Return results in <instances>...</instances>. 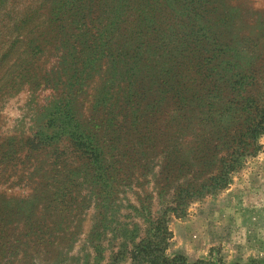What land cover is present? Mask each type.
Segmentation results:
<instances>
[{
  "label": "rangeland",
  "instance_id": "rangeland-1",
  "mask_svg": "<svg viewBox=\"0 0 264 264\" xmlns=\"http://www.w3.org/2000/svg\"><path fill=\"white\" fill-rule=\"evenodd\" d=\"M49 2L0 0V150L11 153L3 146L9 139L22 146L42 130L49 105L73 97L81 121L97 124V138L109 149L104 167L117 173L116 192L110 202L98 199L89 159L71 154L64 137L33 158L41 170L32 178L33 167L18 170L21 159L7 166L0 159V264H130L132 246L148 228L142 205L150 221L177 209L167 210L168 254L194 261L214 250L225 264H264V133L226 185L199 197L197 191L219 173L232 135L242 129L244 97L264 103V0H204L218 15L224 48L219 92L186 78L178 90L168 89L163 77L144 74L127 85L110 77L107 62L114 61L98 53L89 70L79 72L76 64L82 86L68 90L70 74L48 75L63 60H87L84 49L105 41V21L85 16L73 25L66 14L59 23ZM151 36L153 45L168 41ZM154 46L155 53L143 54L150 63L173 45ZM242 75L243 96L234 89ZM228 107L234 112L226 114ZM54 150L67 152L59 165ZM94 225L97 234L90 233ZM131 232L138 235L133 242L125 237Z\"/></svg>",
  "mask_w": 264,
  "mask_h": 264
},
{
  "label": "trees",
  "instance_id": "trees-1",
  "mask_svg": "<svg viewBox=\"0 0 264 264\" xmlns=\"http://www.w3.org/2000/svg\"><path fill=\"white\" fill-rule=\"evenodd\" d=\"M48 13L59 23L62 22V15L72 14L67 19H70L73 25H78L85 16L96 22L105 21L101 35L105 41L95 42L98 44L90 50L84 49L85 55L88 56L87 60L79 62H74V59L67 62L63 60L59 68L48 75L50 79H59L64 74H70L68 90L82 86L79 78H74L78 68L76 66H79V72L89 70L95 62L88 60L98 53L111 57L110 59L119 63L120 73L116 74L114 62H107L108 74L111 78L116 76L118 80L128 79L127 85H131L136 76L144 74L163 77L168 89L178 90L183 79L186 78L187 81H191L189 85H192V82H198L212 92H219L220 87L217 81L222 75H220L221 71H217L218 59L224 48L219 44L221 37L215 30L218 15L208 13L204 0H50ZM91 15L97 16L92 18ZM164 28L168 29V34L164 33ZM152 34L158 40L163 38L168 40L154 41V45L159 43L173 46L168 51L160 53L155 62L150 63L143 54L155 53V46L151 43ZM143 38L146 41H141ZM235 68L239 67L235 66ZM232 69L233 67L226 62L223 72L228 73ZM143 77L138 80V83L143 81ZM244 78L245 75H242L234 82V89L238 95L244 92ZM100 101L101 97L96 100V105ZM76 107L73 97H69L62 103L54 102L49 105L46 108L47 115L42 130L37 131L33 137L26 138L20 147L13 139L6 141L3 146L10 148L11 153L1 149L0 159L4 166L9 165L13 160L21 159L18 170L33 167L32 178L41 170V166L32 164L33 158L46 146L52 147L53 143L64 137L70 145L71 154H85L89 159L92 182H95L98 189V199L110 202L109 199L112 200L116 192L111 182L117 173L104 167V158L109 149L97 138V124L88 120L81 121ZM210 107H214V104L210 103ZM240 109L244 112L242 129L232 135L233 139L229 141L230 152L228 157L222 160L219 173L211 178L209 184L203 183L197 189L198 197L226 185L230 173L239 168L241 159L256 149L255 142L264 133V103L259 104L253 97H244V103ZM226 112L231 114L234 109L228 107ZM52 154L53 162L59 165L65 160L67 152L54 150ZM8 174L5 175L4 180L9 176ZM146 207L148 208V205ZM147 208L145 209L142 205L141 213L148 228L145 236L138 242H134L130 251V264H225L220 256L214 254V250H210L207 259L194 261L189 260L182 253L168 254L172 234L167 225V210L177 214V209L168 208L157 217L156 221H150L147 220V216L150 215V210L148 211ZM3 212L4 210H0V217ZM183 212L184 209L181 213ZM97 229V225H94L90 233L97 234ZM2 232L0 225V233ZM125 237L133 242L138 235L131 232L125 233Z\"/></svg>",
  "mask_w": 264,
  "mask_h": 264
}]
</instances>
